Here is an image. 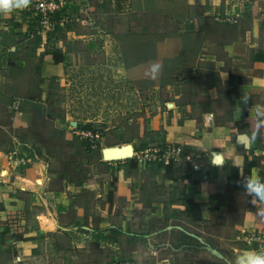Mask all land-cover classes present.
<instances>
[{
    "label": "crops",
    "instance_id": "0c3cea01",
    "mask_svg": "<svg viewBox=\"0 0 264 264\" xmlns=\"http://www.w3.org/2000/svg\"><path fill=\"white\" fill-rule=\"evenodd\" d=\"M213 2L214 13L238 12L240 19L200 23L202 37L189 44L196 51L191 58L185 55L184 75L167 87L170 98L154 106L153 114L144 122L138 118L131 143L134 152L150 145H179L185 158L142 168L134 167L130 158L104 157L105 149L119 145L105 146L101 141L98 149H87L96 158L92 163L67 164L50 157L46 148L36 149L40 144L33 137H21L51 99L52 79L63 87L66 78H81L83 73L91 79H106L111 73L106 68L85 69L76 62L79 51L67 50L64 34L74 40L87 36L76 32L78 22L42 39L26 22L25 10L0 15V58L9 51L1 61L16 67H11L15 88L4 86L9 73L0 75V96L10 92L16 95L12 99H23L20 110L11 111V131L1 126L6 134L0 142V264H41L52 248L69 255L91 254L95 242L103 253L120 249L122 240L125 245L134 239L133 253L139 255L166 229L159 230L164 226L160 223L183 215L196 224L231 219L232 229L243 240L264 231V204L253 205L241 184L246 175L264 178V0ZM55 45L64 53L62 64L48 54ZM113 71L125 72L120 66ZM67 92L63 89L61 94ZM67 130L66 139L71 141L75 136ZM15 151L18 158L31 157L32 163L11 162L7 155ZM189 236L194 235L185 230V247ZM254 243L245 242L247 257L251 249L264 248L259 244L255 249Z\"/></svg>",
    "mask_w": 264,
    "mask_h": 264
},
{
    "label": "rangeland",
    "instance_id": "374dc122",
    "mask_svg": "<svg viewBox=\"0 0 264 264\" xmlns=\"http://www.w3.org/2000/svg\"><path fill=\"white\" fill-rule=\"evenodd\" d=\"M88 1L90 5L85 8V12L77 13L75 20L78 22L76 32L87 36L83 40H74L75 38H68L64 34L62 40L69 44L67 50L79 51L77 63L84 65L87 70L89 67L95 71L106 68L110 71V76L106 79H91L90 74L83 73L85 76L81 78H66L64 88L60 82L52 79L51 99L49 97L42 110H39L32 129L21 133L22 138L33 137L35 144H40L38 147L34 144L33 147L46 148L50 157H57V161L67 164L72 160L90 164L96 159L94 155L87 153L89 150L78 137L67 141L66 128L71 131V128L78 127L72 126L71 121L79 124L92 121L88 124L91 125L90 129H101L104 132L102 141L105 146L119 145L117 149L132 146L137 135L138 118L141 117L144 122L149 113L153 114L156 111L154 106L163 104V101L170 98L166 93L167 87L176 84L177 76L184 75L187 66L185 55L191 58L196 51V47L189 44H195V40L202 37L200 23L203 20L215 21L211 16L213 0ZM135 9H141L142 12H135ZM205 13L208 15L205 16ZM196 21L199 26L195 27ZM197 27H200V31H195ZM56 49L55 45L47 52L50 54ZM8 54L5 52L0 58V75L5 77L9 73L10 76L5 77L4 86L15 88L11 79L13 63L9 61L8 65L1 61ZM153 60H158L161 64V70L155 79L144 74L146 65ZM117 66L125 72H114ZM13 67L16 68L14 65ZM63 89L68 92L61 94ZM73 89L76 94L72 95ZM13 97L16 95L11 96L10 92L0 96V142H3L6 134L1 126L7 128L6 131H11L12 110L9 105ZM96 154L99 156L98 152ZM182 217L173 222L160 223L164 226H159L158 229H166L159 233L160 237L151 239L150 244L147 243L144 252L139 255L133 253L136 249L135 239L125 245L122 240L120 249L108 248L103 253L97 249L95 242L90 249L91 254L76 251V254L69 255L67 250L58 252L52 248V251L47 252L48 258L44 256L40 263L246 264L247 245L240 233L232 229L231 219L224 221L220 217L196 224L192 220H185V215ZM141 219L144 218L141 216ZM143 225L145 228L147 223ZM185 230L194 235L188 237L186 247L183 242Z\"/></svg>",
    "mask_w": 264,
    "mask_h": 264
},
{
    "label": "built area",
    "instance_id": "2783aa9c",
    "mask_svg": "<svg viewBox=\"0 0 264 264\" xmlns=\"http://www.w3.org/2000/svg\"><path fill=\"white\" fill-rule=\"evenodd\" d=\"M88 6V0H31L30 6L25 9L27 15L25 20L29 22V25L35 26V35L40 36L42 39H47L75 21L77 13L85 12L84 10ZM22 16L24 17V14ZM211 16L220 23H237L241 14L238 12L234 14L213 12ZM22 102L23 99H15L11 106L12 110L18 112ZM71 133L85 144L86 149L90 150L98 149L104 136V132L101 129H88L86 124H81L77 128H71ZM7 157L11 162L18 160L17 163L19 165L32 163L31 157L18 158L16 151L11 152ZM184 158V151L181 146L166 144L150 145L138 149L130 159L134 160L139 168H142L153 163H162L164 165H169L173 162L178 163ZM244 241L249 245H252L254 242L262 245L264 244V231L258 235H249Z\"/></svg>",
    "mask_w": 264,
    "mask_h": 264
},
{
    "label": "clouds",
    "instance_id": "9594fccd",
    "mask_svg": "<svg viewBox=\"0 0 264 264\" xmlns=\"http://www.w3.org/2000/svg\"><path fill=\"white\" fill-rule=\"evenodd\" d=\"M31 0H0V15H10L30 6ZM161 70L158 60L149 61L144 69L147 77L155 79ZM211 115V114H209ZM246 196L251 197L253 205L264 204V178L246 175L241 181ZM246 264H264V248L249 251Z\"/></svg>",
    "mask_w": 264,
    "mask_h": 264
},
{
    "label": "water",
    "instance_id": "95a60500",
    "mask_svg": "<svg viewBox=\"0 0 264 264\" xmlns=\"http://www.w3.org/2000/svg\"><path fill=\"white\" fill-rule=\"evenodd\" d=\"M118 148V147H116ZM104 157L107 159V157H111V156H121V157H125V158H121V159H109V160H122V159H128L131 158L132 155L134 154V147L133 146H123L121 149H105L103 151ZM127 155H131V156H127ZM127 156V157H126ZM216 160H220V157L217 156ZM63 239L65 240V237L63 236ZM259 243H254V248L258 249Z\"/></svg>",
    "mask_w": 264,
    "mask_h": 264
},
{
    "label": "trees",
    "instance_id": "16d2710c",
    "mask_svg": "<svg viewBox=\"0 0 264 264\" xmlns=\"http://www.w3.org/2000/svg\"><path fill=\"white\" fill-rule=\"evenodd\" d=\"M51 55L53 56V60H54V62H55L56 64H62V63L64 62V60H65L64 53H63L61 50L56 49V50H54V51L51 52ZM12 100L14 101L15 99H12ZM13 101H12V103H13ZM39 101H41V99H40ZM12 103H11V100H10V109H11ZM11 110H12V109H11ZM86 127H87L88 129L91 128V127L88 126V125H86ZM83 145L85 146L84 143H83ZM85 148H86V147H85ZM131 162H132V165H133L134 167L137 168V164H136V162H135L134 160H132ZM173 164H174V163H173ZM172 166H173V165L168 166V167H172ZM235 174H236V171H235ZM183 242H185V237H184V239H183Z\"/></svg>",
    "mask_w": 264,
    "mask_h": 264
},
{
    "label": "bare ground",
    "instance_id": "6f19581e",
    "mask_svg": "<svg viewBox=\"0 0 264 264\" xmlns=\"http://www.w3.org/2000/svg\"><path fill=\"white\" fill-rule=\"evenodd\" d=\"M113 149V148H112ZM114 149H117V148H114ZM127 156H131V155H127ZM126 156V157H127ZM108 159H116V158H124V157H121V156H111V157H107Z\"/></svg>",
    "mask_w": 264,
    "mask_h": 264
}]
</instances>
